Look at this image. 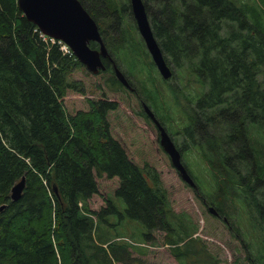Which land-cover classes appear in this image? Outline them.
Instances as JSON below:
<instances>
[{"label": "trees", "instance_id": "16d2710c", "mask_svg": "<svg viewBox=\"0 0 264 264\" xmlns=\"http://www.w3.org/2000/svg\"><path fill=\"white\" fill-rule=\"evenodd\" d=\"M80 1L97 22L113 61L128 68L124 75L130 86L117 79L111 58L103 56L105 68L91 72L58 42L44 40L17 0H0V205L6 204L0 211V264H131L134 258L140 264L141 258L132 254L146 255L148 240L159 229L178 264H217L203 236L197 242L193 225L172 209L158 169L136 162L113 133L109 115L118 108L117 100L104 96L101 83H94L97 96L74 76L84 67L94 76L101 74L108 91L127 93L129 88L140 103L154 108L161 124L172 119L164 112L158 85L165 79L136 26L124 21V13L132 16L130 4L118 10L114 0ZM143 3L153 35L173 66L177 82L169 84L176 88L174 96L183 95L192 80L182 78L183 70L202 80V88L207 84L197 97L183 95L186 102L180 103L189 109L184 132L219 172V186L230 181L242 187L252 203L247 204L264 221V1ZM89 45L97 47V42ZM23 176L21 195L12 199L11 189ZM102 179L116 180L107 197L100 194ZM190 186L199 199L204 197L199 187ZM97 195L104 204L93 209L89 202ZM115 198L124 200L123 212ZM109 213L146 226L140 247L111 233ZM252 254L247 259L258 264L262 259Z\"/></svg>", "mask_w": 264, "mask_h": 264}, {"label": "rangeland", "instance_id": "374dc122", "mask_svg": "<svg viewBox=\"0 0 264 264\" xmlns=\"http://www.w3.org/2000/svg\"><path fill=\"white\" fill-rule=\"evenodd\" d=\"M98 1L101 2V0ZM125 1L128 2L129 0H114L118 10L121 9ZM129 16L128 13H124L125 23L136 26L133 16L131 18ZM136 31L137 37L141 38L138 30ZM117 64L124 73L128 70L123 62ZM181 74L184 79L192 76V80L186 88L184 87L185 91L183 95L186 93L187 96L197 97L202 90L207 89V84L202 88L203 81L198 79L189 70H183ZM74 76L84 80L87 88L90 89L89 92L93 90L92 92L97 96H100V89H96L94 83H101V87L103 86L106 90L104 96L108 95L117 100L118 108L110 112L109 115L113 133L126 145L128 144L127 150L136 162L142 164L148 161L158 169L164 185L167 188L172 209L175 212L185 215L186 219L183 217L184 222L190 226L193 225L192 230L195 232L192 236L198 237L197 242H201L200 235L203 236V244L207 252L211 254L212 260L217 258V264H252L246 257L247 254L249 255V251H251L254 257L262 259L258 261V264H264V221L259 218L255 208L248 205L252 203L251 201L249 202L250 198L242 187L230 181L221 183L225 187L222 185L219 186V183L215 180V177L218 178L217 173L219 172L217 171L216 173L207 164L198 146L194 145L188 138L186 132H184V129L188 125L187 114L189 113V109L183 107L184 105H181L180 102H186V98L179 92L177 96H174L173 91H176V88H172V91L169 84L171 83L173 86L176 84V75L165 80V83L158 82L163 94L162 106L164 107V112H167L172 118L171 120H163V124L176 146L181 150V159L199 189L201 188L202 195L211 205L225 211V219L222 216L214 214L198 198L194 189L181 178L180 173L173 164L171 165V160L168 159L170 157L160 145L158 131L149 117L144 114L142 103H140L131 89L126 88L127 93L108 91L107 89L110 85L106 86L104 84L101 74L94 76L85 67L82 70L76 71ZM176 99L179 101L177 105H175ZM81 100V106L85 104L87 107L85 99L81 98ZM150 107L155 112L154 108L152 106ZM242 173L245 174L247 172L243 169ZM115 185L116 180H100V194L107 197ZM114 201L119 210L123 212L126 207L124 200L115 198ZM103 202L104 199L97 195L90 200L89 206L93 209H99L104 204ZM109 217L111 218L110 222L113 224L111 233L124 235L127 240L132 239L131 242L134 247H140L141 244L139 242L144 241L143 231L146 226L144 227L139 219H132L129 216L120 217L117 213H109ZM104 230L103 228L101 232ZM164 235V230H156L153 240H148V244L150 245H147L148 251L146 255L138 256L135 254L137 258H141L140 264H178L170 252V246L164 243ZM247 244L250 246H247ZM133 256L134 254H132ZM190 258L195 259L196 254L193 253ZM135 259H132L133 262L131 264L137 263ZM115 264H120V262H115Z\"/></svg>", "mask_w": 264, "mask_h": 264}, {"label": "water", "instance_id": "95a60500", "mask_svg": "<svg viewBox=\"0 0 264 264\" xmlns=\"http://www.w3.org/2000/svg\"><path fill=\"white\" fill-rule=\"evenodd\" d=\"M17 1L24 15L35 23L43 34L62 39L88 70L98 72L103 68L100 56L107 54V48L97 24L80 0ZM130 4L139 34L158 72L163 78L171 77V66L164 59L163 52L153 35L143 0H130ZM90 41L97 42L98 46L91 47ZM113 66L117 79L129 86L123 72L116 64L113 63ZM142 105L148 116L156 117L146 102L143 101ZM159 141L182 178L190 185L195 186L194 179L187 167L183 166L179 160V148L163 125L159 130ZM23 186L24 176L12 187V199H17L21 195ZM5 205V203L0 205V211ZM209 209L212 212H217L212 205Z\"/></svg>", "mask_w": 264, "mask_h": 264}, {"label": "bare ground", "instance_id": "6f19581e", "mask_svg": "<svg viewBox=\"0 0 264 264\" xmlns=\"http://www.w3.org/2000/svg\"><path fill=\"white\" fill-rule=\"evenodd\" d=\"M81 2V1H80ZM233 3V2H232ZM261 6V5H260ZM261 8H262V6H261ZM256 11V10H255ZM257 11H259L258 9H257ZM131 18V17H130ZM94 19V18H93ZM94 21H95V19H94ZM156 22V21H155ZM95 23L97 24V22L95 21ZM97 26H98V24H97ZM125 27V26H124ZM99 28V27H98ZM119 31V30H118ZM117 31V32H118ZM120 32V31H119ZM159 32V31H158ZM168 32H170V31H168ZM124 33V32H123ZM155 34V33H154ZM162 35V34H161ZM114 36V35H113ZM121 36V35H120ZM158 36V35H157ZM102 37V36H101ZM116 37V36H115ZM132 37V36H131ZM133 38V37H132ZM168 38V37H167ZM59 44H60V49L62 50V43H64L65 45H67V47L70 49V47L68 46V44L67 43H65L64 41H62V43H61V41L60 40H58L57 41ZM122 42V41H121ZM163 42V41H162ZM166 42V41H165ZM105 43V42H104ZM133 43H134V41H133ZM129 45V44H128ZM106 46V45H105ZM145 46V45H144ZM164 46V45H163ZM113 47V46H112ZM107 48V47H106ZM137 50V49H136ZM169 50V49H168ZM63 51V50H62ZM63 52H65V51H63ZM166 52V51H165ZM111 53V52H110ZM170 54H172V53H170ZM111 54H109V51H108V49H107V54L106 55H103V54H101V56H100V58H101V62H102V64H103V68H105V65H104V63H103V60H105V59H102V57L103 56H107V57H109L108 59H110L111 58V56H110ZM174 55V54H173ZM177 55V54H176ZM164 57V56H163ZM175 57V56H174ZM104 58V57H103ZM52 59V58H51ZM135 59V58H134ZM138 59V58H137ZM164 59H165V57H164ZM110 60H114V59H110ZM166 60V59H165ZM173 60V59H172ZM148 61H150V60H148ZM152 61V60H151ZM110 62V61H109ZM108 62V63H109ZM175 62V61H174ZM112 63H114V64H116L114 61L112 62ZM111 66H113V65H111ZM116 66L118 67V65L116 64ZM175 67V66H174ZM113 68H114V66H113ZM119 68V67H118ZM120 69V68H119ZM114 70H115V68H114ZM115 72V71H114ZM115 74H116V72H115ZM125 76V75H124ZM125 78H126V80H127V77L125 76ZM127 82H128V84H129V81L127 80ZM62 83V82H61ZM126 86V85H125ZM129 86H130V84H129ZM103 88V87H102ZM251 89V88H250ZM102 90V89H101ZM244 92H245V90H244ZM243 96V95H242ZM189 99V98H188ZM224 99V98H223ZM217 105V104H216ZM221 105V104H220ZM254 106V105H253ZM219 109V108H218ZM250 109V108H249ZM248 110V109H247ZM251 110V109H250ZM153 111V110H152ZM258 111V110H257ZM263 112V111H262ZM153 113H154V111H153ZM154 115H155V113H154ZM252 115V114H251ZM138 116V115H137ZM156 116V115H155ZM250 116V115H249ZM264 116V115H263ZM257 117V116H256ZM150 118L155 122V124L158 126V128H159V130H160V126H162L163 124H161V122L159 121V119L157 118V116L155 117V118H153V117H151L150 116ZM119 120V119H118ZM129 121V120H128ZM257 122V121H256ZM134 124V123H133ZM164 126V125H163ZM117 128V127H116ZM125 128V127H124ZM134 128V127H133ZM138 129V128H137ZM136 129V130H137ZM119 133V132H118ZM143 133V132H142ZM130 141V140H129ZM128 142V141H127ZM131 142V141H130ZM125 144V143H124ZM161 144V143H160ZM128 145V144H127ZM126 145V146H127ZM125 146V147H126ZM257 149V148H256ZM241 151V150H240ZM223 152V151H222ZM179 153H180V157H179V160H180V162H181V164L183 165V166H185V164L183 163V161H182V159H181V150L179 149ZM209 156V155H208ZM246 156V155H245ZM150 157V156H149ZM225 157V156H224ZM212 158V157H211ZM169 159V158H168ZM144 161V160H143ZM222 161H224V160H222ZM146 162V161H145ZM148 162V161H147ZM139 163V162H138ZM137 163V164H138ZM136 164V165H137ZM151 164V163H150ZM140 165H141V163H140ZM242 174H244V173H242ZM232 176V175H231ZM261 176V175H260ZM141 178V177H140ZM159 180V179H158ZM157 180V181H158ZM194 182H195V180H194ZM220 182V181H219ZM252 182V181H251ZM146 184V183H145ZM164 185V184H163ZM157 187V186H156ZM195 187H198L197 186V183L195 182ZM252 187V186H251ZM138 188V187H137ZM136 188V189H137ZM143 188H145V187H143ZM250 188V187H249ZM51 189V188H50ZM160 189V188H159ZM197 189V188H196ZM195 189V190H196ZM201 189V188H200ZM152 191V190H151ZM198 191H199V189H198ZM201 192V191H200ZM157 195V194H156ZM198 195H200V194H198ZM109 196V195H108ZM124 198V197H123ZM167 198V197H166ZM220 198V197H219ZM202 199V198H201ZM127 201V200H126ZM136 201V200H135ZM8 202V201H7ZM109 204V203H108ZM114 204V203H113ZM126 208V207H125ZM165 208V207H164ZM168 208V207H167ZM128 209V208H127ZM119 210V209H118ZM126 210V209H125ZM130 210V209H129ZM167 210V209H166ZM217 211V210H216ZM117 212V211H116ZM152 212V211H151ZM175 212V211H174ZM173 213V212H172ZM177 213V212H176ZM224 214V213H223ZM175 216H176V214H175ZM182 216H183V214H182ZM88 217H91V216H88ZM108 217V216H107ZM91 219V218H90ZM111 219V218H110ZM119 219V218H118ZM133 219V218H132ZM135 219V218H134ZM150 219V218H149ZM102 220V219H101ZM152 220V219H151ZM97 221V220H96ZM109 223V222H108ZM120 223V222H119ZM140 223V222H139ZM145 225V224H144ZM96 226V225H95ZM196 226V225H195ZM184 227V226H183ZM110 238V237H109ZM175 240V239H174ZM86 241V240H85ZM100 248V247H99ZM88 249V248H87ZM91 249V248H90ZM146 250V249H145ZM101 253V252H100ZM135 255V254H134ZM80 257H82V256H80ZM84 257V256H83ZM83 260V259H82ZM91 260V259H90ZM83 262V261H82Z\"/></svg>", "mask_w": 264, "mask_h": 264}, {"label": "flooded vegetation", "instance_id": "af4514ba", "mask_svg": "<svg viewBox=\"0 0 264 264\" xmlns=\"http://www.w3.org/2000/svg\"><path fill=\"white\" fill-rule=\"evenodd\" d=\"M126 3H128V2H126ZM131 7V6H130ZM130 9V8H129ZM198 189V188H197ZM203 200V202H204V204H206L207 206H208V208H210V206H211V204L205 199V197H203L202 198ZM213 206V205H212ZM214 207V206H213ZM216 210H217V212H213L214 214H217L218 216H222L221 215V211L220 210H218V208L217 207H214ZM224 219L226 218V216H222Z\"/></svg>", "mask_w": 264, "mask_h": 264}, {"label": "built area", "instance_id": "2783aa9c", "mask_svg": "<svg viewBox=\"0 0 264 264\" xmlns=\"http://www.w3.org/2000/svg\"><path fill=\"white\" fill-rule=\"evenodd\" d=\"M42 38L45 39V37L42 35ZM53 42L55 41L53 38L51 39ZM62 43V41H61ZM62 50L65 52L69 51V48L67 47V45H65L64 43H62Z\"/></svg>", "mask_w": 264, "mask_h": 264}]
</instances>
